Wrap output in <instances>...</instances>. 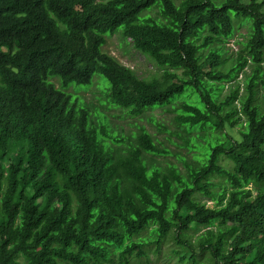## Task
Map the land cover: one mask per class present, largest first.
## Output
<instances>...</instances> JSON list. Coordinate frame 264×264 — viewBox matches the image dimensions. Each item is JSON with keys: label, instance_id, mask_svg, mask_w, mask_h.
Masks as SVG:
<instances>
[{"label": "trees", "instance_id": "trees-1", "mask_svg": "<svg viewBox=\"0 0 264 264\" xmlns=\"http://www.w3.org/2000/svg\"><path fill=\"white\" fill-rule=\"evenodd\" d=\"M263 6L0 0V264H129L145 256V232L158 247L172 232L179 264H197L199 255L212 264H264ZM153 8L158 17L144 14ZM242 25L245 55L224 70L223 45ZM117 32L165 69L162 81L139 79L101 52L106 34ZM248 62L246 96L220 99ZM95 74L106 80L111 105L132 116L175 113L191 155L182 159L184 174L148 163L168 152L144 129L124 154L114 148L121 140H105L79 97L66 92ZM236 125L232 136L227 129ZM215 133L223 140H205Z\"/></svg>", "mask_w": 264, "mask_h": 264}, {"label": "rangeland", "instance_id": "rangeland-1", "mask_svg": "<svg viewBox=\"0 0 264 264\" xmlns=\"http://www.w3.org/2000/svg\"><path fill=\"white\" fill-rule=\"evenodd\" d=\"M177 2L179 0H176ZM260 1V0H259ZM264 12V6L262 8ZM148 16L154 18L158 17L156 9H151L146 13ZM248 28L245 25L239 26L232 38H230L224 45L223 58L227 60L225 69L234 65L245 55L244 45L247 40ZM101 52L109 55L120 65L129 68L139 79L159 80L162 81L164 68L155 66L151 61L145 58L141 53L132 48L129 40H123L120 32L113 35L106 34L105 44L101 47ZM253 72V66L248 62L243 71L231 82L225 83L223 89L220 92V99L228 96L232 91H238V97L240 99L246 96L245 86L247 79ZM180 75V71L176 72ZM53 83L59 86L58 79H53ZM107 82L99 74L93 76L90 85H82L79 90H75L73 87L66 89V92L72 93L73 99L75 96L79 97V103L84 104L87 110L90 112V118L97 131L104 130L106 135V141L111 142V138L121 140L119 144H116L114 148L119 151L120 154H124L125 150L132 145L136 144V137L140 133L141 129H144L149 133L158 147L165 149L168 153L159 157H148V163H154L161 167L168 165H174L180 169L181 173H185L182 159L183 157L188 160L191 155L187 154L184 140L179 137L177 129L174 123L175 113L168 107L166 111L156 110L152 113H146L140 117L130 115L126 110L116 108L111 105L106 95ZM263 96L261 90L258 91L257 103L262 104ZM234 105L239 108V103L236 101ZM154 114L155 121L151 119L150 115ZM243 121V119H241ZM103 127V128H102ZM240 126L236 125L232 129L227 131L232 136H237ZM215 137L223 140V136L220 133L208 134L205 140H213ZM200 145H205L203 139L198 140ZM226 168H230V162L223 160L221 162ZM216 183L220 180L216 179ZM219 192L220 188L213 190ZM198 200L204 203L207 207H213L214 202L210 201L206 197L198 196ZM204 230L198 229L197 231L189 232L191 241H195L197 236ZM146 243L144 246L145 256L141 258L130 259L129 264H179L176 255L173 251L178 250L179 247L173 240V233L158 247L153 242H150V236L148 232H145L141 237ZM197 264H212L211 260L204 255L197 256ZM114 263L119 264L117 261Z\"/></svg>", "mask_w": 264, "mask_h": 264}]
</instances>
